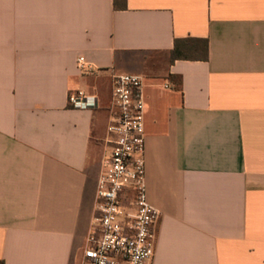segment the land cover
Instances as JSON below:
<instances>
[{
    "label": "crops",
    "instance_id": "0c3cea01",
    "mask_svg": "<svg viewBox=\"0 0 264 264\" xmlns=\"http://www.w3.org/2000/svg\"><path fill=\"white\" fill-rule=\"evenodd\" d=\"M187 38L208 59L172 60ZM118 74L144 78L152 264H264V0H0V264H82Z\"/></svg>",
    "mask_w": 264,
    "mask_h": 264
},
{
    "label": "built area",
    "instance_id": "2783aa9c",
    "mask_svg": "<svg viewBox=\"0 0 264 264\" xmlns=\"http://www.w3.org/2000/svg\"><path fill=\"white\" fill-rule=\"evenodd\" d=\"M92 73L85 57L78 60ZM75 109H94L98 99L85 90L69 95ZM111 121L97 182L95 211L82 264H152L160 212L149 202L145 184L144 78L112 77Z\"/></svg>",
    "mask_w": 264,
    "mask_h": 264
},
{
    "label": "trees",
    "instance_id": "16d2710c",
    "mask_svg": "<svg viewBox=\"0 0 264 264\" xmlns=\"http://www.w3.org/2000/svg\"><path fill=\"white\" fill-rule=\"evenodd\" d=\"M209 42L206 39L187 38L176 39L175 47L172 51V60L177 59H208ZM181 85V80H178Z\"/></svg>",
    "mask_w": 264,
    "mask_h": 264
}]
</instances>
